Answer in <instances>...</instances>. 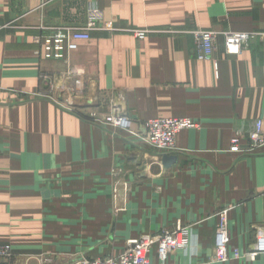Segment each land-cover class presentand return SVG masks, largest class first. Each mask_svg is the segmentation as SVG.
Here are the masks:
<instances>
[{
	"label": "crops",
	"instance_id": "obj_1",
	"mask_svg": "<svg viewBox=\"0 0 264 264\" xmlns=\"http://www.w3.org/2000/svg\"><path fill=\"white\" fill-rule=\"evenodd\" d=\"M94 16L91 38L71 55L88 95L99 105L112 93L138 130L156 116L198 120L177 134L176 151L92 122L96 104L70 108L52 97L58 81L67 85L66 66L36 53L38 36ZM197 29L218 33V75L197 58ZM133 30L149 32L139 39ZM229 31L264 32V0H0V243L12 244L17 264L118 255L132 236L178 221L195 240L169 264H264V252L210 261L222 209L230 208L231 246L250 251L264 232V146L230 150L257 121L264 129V38L232 55Z\"/></svg>",
	"mask_w": 264,
	"mask_h": 264
},
{
	"label": "built area",
	"instance_id": "obj_2",
	"mask_svg": "<svg viewBox=\"0 0 264 264\" xmlns=\"http://www.w3.org/2000/svg\"><path fill=\"white\" fill-rule=\"evenodd\" d=\"M96 16L90 17L84 26L62 25L48 27L39 37L41 48L36 51L46 59L62 60L66 66L64 79L67 83L60 91L66 97L64 103L70 108L77 105L96 104L90 111L88 118L92 122L100 124L108 130H123L133 137H140L159 153H167L175 150L176 136L186 129H196L201 126L198 120L191 117L156 116L146 122H141V130L136 129L139 122L132 118L121 102L114 100L112 93L106 94L107 102H100L98 96L90 97L88 87L84 82L85 71L72 62V52L77 50L80 41L91 38L90 31L99 24ZM104 28H112L111 23H102ZM139 39H145L148 30H133ZM224 45L228 54H240L255 38H264V32H236L224 33ZM195 42L197 58L199 60H211L215 72L219 73V62L214 58L217 49L218 33L213 30L197 29L192 31ZM52 88L54 84H51ZM117 94V93H116ZM115 94V96H116ZM120 96V93H119ZM55 97V96H54ZM57 100V99H56ZM59 101V100H58ZM100 106L102 109H100ZM81 107V106H80ZM99 109L101 111H99ZM103 111V112H102ZM135 125H137L135 127ZM243 135L237 134L231 140V151H254L264 146L263 122L257 121L255 129L243 142ZM119 172L114 171L116 175ZM229 211L224 208L218 213V221L215 228V243L211 262L225 263L232 257L234 259L255 260L264 252V232L256 235L252 250L242 252L239 248L231 246L229 232ZM195 234L192 226L185 225L181 221L172 227H167L156 233L140 234L128 240V246L118 255H99L93 258L79 257L70 264H169V256L192 245ZM232 254V255H231ZM0 260L7 264H17L13 246L9 242L0 243Z\"/></svg>",
	"mask_w": 264,
	"mask_h": 264
},
{
	"label": "rangeland",
	"instance_id": "obj_3",
	"mask_svg": "<svg viewBox=\"0 0 264 264\" xmlns=\"http://www.w3.org/2000/svg\"><path fill=\"white\" fill-rule=\"evenodd\" d=\"M64 74H65V71H64ZM63 74V75H64ZM55 85V84H54ZM64 85L65 84H63V81H62V79H61V81H58L57 83H56V86H59V88L60 89H63V87H64ZM52 97H54V95L52 96ZM55 99H57V100H59L60 102H63L64 103V101H66L65 99H66V97H64V96H60V97H54ZM81 107H83V106H81ZM145 143H147L146 141H144ZM148 144V143H147ZM149 145V144H148ZM150 146V145H149ZM151 147V146H150ZM152 148V147H151ZM153 149V148H152ZM177 150V146H176V148H175V150H173V151H176ZM156 151V150H155ZM173 151H171V152H173ZM156 152H158V151H156ZM159 153V152H158ZM159 156H160V154H158V156H157V158H159ZM161 157V162H163V160H164V157L163 156H160ZM135 236H137V235H135ZM135 236H132V237H135ZM117 237H115V236H110V238H109V240H114V239H116ZM130 239V238H129ZM129 239H127L126 241H125V246H123V249H125L127 246H128V240ZM112 253V252H111ZM106 254H108V253H106L105 251L104 252H101L100 253V255H106Z\"/></svg>",
	"mask_w": 264,
	"mask_h": 264
}]
</instances>
